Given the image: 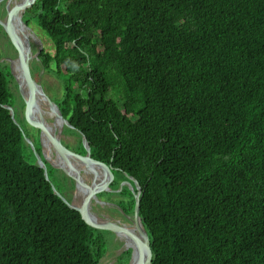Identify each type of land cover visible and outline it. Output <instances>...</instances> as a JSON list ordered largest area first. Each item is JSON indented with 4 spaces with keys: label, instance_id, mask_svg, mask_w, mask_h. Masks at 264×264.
Here are the masks:
<instances>
[{
    "label": "trees",
    "instance_id": "1",
    "mask_svg": "<svg viewBox=\"0 0 264 264\" xmlns=\"http://www.w3.org/2000/svg\"><path fill=\"white\" fill-rule=\"evenodd\" d=\"M25 14L53 42L33 70L62 82L79 152L85 137L114 187L116 172L138 181L151 264H264V0H35ZM13 83L0 57V264H101L113 235L26 141ZM121 193L133 214L138 190Z\"/></svg>",
    "mask_w": 264,
    "mask_h": 264
},
{
    "label": "water",
    "instance_id": "2",
    "mask_svg": "<svg viewBox=\"0 0 264 264\" xmlns=\"http://www.w3.org/2000/svg\"><path fill=\"white\" fill-rule=\"evenodd\" d=\"M35 0H23L22 3L18 6L16 12L12 17H8L7 21L3 22L0 21V23L3 25L6 31V37L7 41L9 43V46L11 47L12 51L14 54L18 57V59L21 61L22 65L24 66L25 69V78L23 81L19 82L18 85V97L25 107L26 110L31 111L32 107L28 104L26 99L24 98L23 95V89L26 86L30 85H37L38 90L41 92L42 96H44L45 100L48 102L49 109L54 112L56 119L62 121L63 124H67L69 126H72L71 123L63 116L62 112L60 111L58 105L56 104L55 101L51 100L50 97L46 95L44 92L42 86L38 84L35 80L34 77V70H33V65H32V56L30 53H22L18 48L15 46L14 41L12 39V33H11V27L14 22V19L18 16H21L22 12L26 10L27 8L31 7L34 4ZM6 108L10 110V112L13 115L14 120H16L17 117V112L16 110L9 105H6ZM27 112V111H26ZM28 119V118H27ZM27 123L30 125V127L41 137L42 141L44 139L49 140L53 146H55L56 149H58L61 154H62V165L59 166L67 175V177L74 181L76 183V187L78 185H81L82 188L86 191V207L85 209L81 208L79 205H75L73 203H70V205L77 210L80 211L82 218L88 225L90 229H92L94 232L98 234H108V233H120V232H128L131 236L136 241V246H137V260L133 261V258L135 256V249L134 247H127L126 243L125 246L127 249L131 248V258L129 261V264H151L152 261V244L150 241V237L146 229L144 228V225L141 221V218L139 216V205H140V199H139V194H140V185L138 181L134 178H132V185L133 188H136L138 190L137 193V202H136V207H135V212H134V224L130 226H125V225H119L116 223H110L104 225V227H99L96 225L94 222V211L93 207L96 202L97 194L100 191L107 190L109 188L110 182L114 179V173L112 172L111 167H109L106 163L103 161L97 160L91 156V150L90 147L86 141V138L84 137V144L87 148V154L86 155H81L79 153H76L68 147H66L60 137L57 134H53L51 136H46L43 132L42 129L37 122L36 118L34 116H31L30 119H28ZM26 141L31 143L30 139L25 135ZM33 146V144L31 143ZM36 156L38 159V163L45 169L46 176L48 178V168L45 162L43 161L42 157L39 155L38 152H36ZM79 158V159H87L91 161L92 163L100 166L101 168L105 169L106 172H108V178L104 180L103 182L97 183V184H91L89 183L84 177H83V182L77 180L73 175H72V169L70 166H68V160L71 158ZM79 173L82 174L81 171ZM83 176V174H82ZM91 187V190L89 189ZM56 193L61 196L66 202L67 199L58 191L56 190Z\"/></svg>",
    "mask_w": 264,
    "mask_h": 264
},
{
    "label": "rangeland",
    "instance_id": "3",
    "mask_svg": "<svg viewBox=\"0 0 264 264\" xmlns=\"http://www.w3.org/2000/svg\"><path fill=\"white\" fill-rule=\"evenodd\" d=\"M9 2H10L9 0H0V6L7 5V7H8ZM12 4H13V2H10L9 7ZM10 9H11V7H10ZM0 16H1V13H0ZM24 21L28 22L30 25L29 28H30V34L31 35L29 38V47L28 48H29L30 54L32 56V63H33V65L40 64L39 53H40L41 49L46 48L50 51L53 50L54 49L53 42L47 36V34L43 31V29L37 25V23L35 22L34 19H31V17H28L25 14ZM11 29L14 33H16L14 27H11ZM1 35H0V55H1L0 57H1V59H6L11 66L12 72L15 75V81L17 83L16 85H15V83H13V85H12L13 91L18 95V85H19L20 80L18 79V76H17V72H18L17 69L18 68L14 64V60H16L14 58L15 55L13 54L9 44L5 42V37L3 36L2 33H1ZM19 41L23 42L24 37L21 36V38L18 40V42ZM34 77H35L36 82L42 86L44 92L46 93V95L48 97H50L51 100L55 101L57 97L62 95V93H63L62 82L56 76L52 75L49 72H46L43 69H41L39 71L36 69V71H34ZM27 96H28V94H27ZM16 106H18L19 114L26 121H28V119H30L31 116L35 117V115L32 111L26 110L25 107H21L20 105H16ZM43 108L49 109V105H48V102L46 100L43 102ZM46 118H47V121L49 123H51V124L55 123L54 117H46ZM36 120H37V118H36ZM65 125H67V124H62L61 126L56 127L57 134L60 137V139L63 141V144L66 147H68V149L78 153L79 150H78L77 143L79 141V136L76 133H72L73 131H70L69 128L65 129ZM28 138L30 139L31 143L33 144V146H32L33 148H36V146H38L39 141H40V143L42 144L43 153L46 156L47 160L52 162V163H55L54 161H56L58 155H57V152L54 148H52L51 154L49 152H47V150L45 149V147L43 145V141H42L41 137L35 131H33V132L30 131V136ZM50 147L51 146H49V150H50ZM25 152H26V154H29L28 151H25ZM79 154H81V153H79ZM81 155H83V154H81ZM32 161H34V160L32 159ZM37 161H38V159H37ZM88 171L92 172L89 168H88ZM116 174H117V180L119 182H122L123 179L124 180L128 179V178H123V176L119 172H116ZM72 175L77 180H79L81 182L84 181V180H80L76 175H74V173H72ZM86 176H87L88 180L89 181L91 180V182L94 184L103 181L102 180L103 178L96 179L95 174H93V173H87ZM83 190L84 189L82 188L81 185H78L77 188H76V186L73 188V190L71 191L72 196H73V199H72L73 204L80 205L79 195H80V192H82ZM111 204L112 203L106 204L104 202L103 203L97 202L95 204L94 211L100 217L104 218L105 220H108L111 217H114V214L109 210ZM103 235H106L107 237H112L113 234L110 235L108 233V234H103ZM113 240H114L113 243L115 245V248L112 245L111 249L104 255L101 264H116L117 255L120 254L123 250H125L126 246H125L123 240H121L119 237H115V236L113 237Z\"/></svg>",
    "mask_w": 264,
    "mask_h": 264
},
{
    "label": "bare ground",
    "instance_id": "4",
    "mask_svg": "<svg viewBox=\"0 0 264 264\" xmlns=\"http://www.w3.org/2000/svg\"><path fill=\"white\" fill-rule=\"evenodd\" d=\"M22 1L23 0H16L14 2L15 3L14 9H13V11L10 9V16L15 14L18 6L22 3ZM12 27H14L15 32H16V33H14L11 29L12 39L14 41L15 46L18 48V50H20L24 54L30 53V50L28 48L29 47V38L31 35L30 34V28L23 22L21 16H18L14 19ZM21 36L24 37V41L18 42V40L21 38ZM14 64L18 68L17 69L18 70V72H17L18 79L20 81H23L25 78L24 66L22 65V63L19 59L14 60ZM25 92L28 94V96ZM23 95H24V98L26 99V101L28 102V104L32 107L31 111L34 113L35 117L37 118V121H38V123L42 129V132L48 137L53 135V134H57L56 127L61 126L63 123H62V121L56 119L54 112H52L50 109L43 108V102L45 101V98H44V96H42L41 92L38 90L37 85L33 84L30 86H26L23 89ZM46 117H54L55 123L54 124L49 123L47 121ZM43 145H44L45 149L47 150V152H49L50 154H51L52 148H54L56 150L58 157H57L56 161H54V162H55V165L61 166L62 165V154H61V152L58 149H56L55 146H53V144L47 139L43 140ZM49 146H51L50 150H49ZM68 166L71 167L72 173H74V175H76L80 180H83L82 174L79 173V171H81L82 168L87 172H89L88 171V168H89L92 171V173H94L98 179L99 178H105L106 179V177H108V172H106L105 169L101 168L100 166L92 163L91 161H89L87 159H79V158L71 157L68 160ZM89 189L91 190V187ZM86 198H87L86 191L83 190L82 192H80V195H79V202H80L79 206L83 209H85V207H86ZM93 220L97 226L104 227V225H105L104 219L100 218L99 216H97L95 214ZM118 235H119V238L126 243V245H127V243L132 242L133 247L135 249V256L133 258V261H136L138 259L137 258V246H136V241L133 238V236H131L128 232H120V233H118Z\"/></svg>",
    "mask_w": 264,
    "mask_h": 264
},
{
    "label": "flooded vegetation",
    "instance_id": "5",
    "mask_svg": "<svg viewBox=\"0 0 264 264\" xmlns=\"http://www.w3.org/2000/svg\"><path fill=\"white\" fill-rule=\"evenodd\" d=\"M10 2H13V4L10 6L11 7V10L13 11L14 9V5H15V1L14 0H9ZM10 2L8 4V7L7 5H3V6H0V13H1V16H0V21H7L8 17L10 16ZM28 9V8H27ZM26 9V10H27ZM26 10H24L21 14V17H22V20L23 22L29 27V23L28 22H25L24 21V14L26 13ZM12 17V16H10ZM1 33L3 34V36L5 37V42L8 43L7 41V37H6V31H5V28L3 27V25L0 23V35ZM2 36V35H1ZM9 44V43H8ZM11 48V47H10ZM12 50V49H11ZM13 52V51H12ZM14 54V52H13ZM15 55V54H14ZM16 60L18 59V57L15 55L14 57ZM33 64V63H32ZM63 142V141H62ZM42 151H43V148H42ZM75 152V151H74ZM77 153V152H76ZM80 153V152H78ZM82 154V153H81ZM87 154V153H86ZM86 154H83V155H86ZM44 155V153H43ZM44 157L46 158V156L44 155ZM47 159V158H46ZM50 162V161H49ZM52 165H54L55 167L61 169L59 166L55 165V163H52L50 162ZM62 170V169H61ZM63 171V170H62ZM64 172V171H63ZM82 174H83V177L91 184H94L91 182V180L89 181L88 178H87V173H92V172H87L85 171L83 168L81 170ZM65 174V172H64ZM94 174V173H93ZM66 178L68 179V181L71 183L74 184V186L72 187L71 184H68V191H72L73 188L76 186V183L72 180H70L67 175L65 174ZM96 179H98L96 176H95ZM108 177H106L107 179ZM105 178H103L102 180H106ZM116 179V176L114 174V179L110 182L109 184V188L107 190H103V191H100L98 194H97V198H96V202H100V203H106V204H109V203H112L111 206H110V211L114 214V217H111L110 219L108 220H105L104 218L100 217L99 215L96 214V212L94 211V208H95V204H94V207H93V211L94 213L99 216L100 218L104 219L105 220V225L106 224H110V223H116V224H119V225H125V226H130V225H133L134 224V213L133 214H130L127 212L126 209L127 208V200L124 198V196L122 195L121 191L123 190V187L125 185H130L132 189L133 188V185H132V180L131 178H129L128 180H123L122 182H120L121 184L119 185V187H114L113 186V183H114V180ZM102 181V182H103ZM100 183V182H99ZM97 184V183H95ZM129 186V187H130ZM77 188V187H76ZM72 193V192H71ZM100 200V201H99ZM124 205H126V208L123 207ZM135 212V211H134ZM109 234H113V237H119V235L115 232H112V233H109ZM125 244V242H124ZM127 247H133V244L132 242H129L127 243L126 245ZM127 248H125L126 250Z\"/></svg>",
    "mask_w": 264,
    "mask_h": 264
}]
</instances>
